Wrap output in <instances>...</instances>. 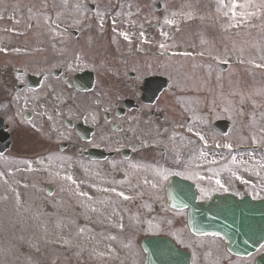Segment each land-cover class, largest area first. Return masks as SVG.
Masks as SVG:
<instances>
[{
  "label": "rangeland",
  "instance_id": "374dc122",
  "mask_svg": "<svg viewBox=\"0 0 264 264\" xmlns=\"http://www.w3.org/2000/svg\"><path fill=\"white\" fill-rule=\"evenodd\" d=\"M150 1L146 9H141L142 4L135 6V19L143 15L149 20L161 19L166 29L173 31L172 43L162 45V49L187 53L172 66L173 79L176 81L177 76L181 84L179 93L189 100L185 105L191 100L215 102L231 114L227 143L264 146V0ZM156 1L163 5L159 13L152 8ZM49 3L0 0V63L15 61L12 47L24 49L21 56L27 59L35 47L42 49L43 44H37L35 21ZM157 46L153 42V50ZM219 62L227 64L224 71L217 69ZM195 105L197 110L204 107L203 103ZM222 158L218 156L211 168L194 159L193 167L187 163L185 167L190 169L185 171L197 183L218 185L231 178L233 183H248L254 191L264 190V155L249 152L246 157L233 158L229 165L222 164ZM75 162L68 165L66 157L50 155L36 159L0 156V264H141L138 240L162 232H172L181 243L191 245L192 264H245L231 260L209 239L189 237L186 241L182 221L124 202L129 183H110L107 179L104 183H82L81 176L74 181L71 177L77 173L76 166L85 169L84 163ZM167 168L171 167L163 163L152 166L153 170ZM39 179L48 182L45 184L64 183L56 204L45 202L49 198L41 194L40 183H36ZM163 184L137 183L136 191L154 195ZM90 189H97L96 198ZM83 193H89L86 199ZM72 201L77 202V208ZM118 201L121 205L117 208ZM91 202L103 203L101 217L73 218ZM92 203L85 209L88 215L100 208ZM175 227L179 228L173 230Z\"/></svg>",
  "mask_w": 264,
  "mask_h": 264
},
{
  "label": "flooded vegetation",
  "instance_id": "af4514ba",
  "mask_svg": "<svg viewBox=\"0 0 264 264\" xmlns=\"http://www.w3.org/2000/svg\"><path fill=\"white\" fill-rule=\"evenodd\" d=\"M50 1L37 19L43 33L38 43L49 51L35 47L28 59L15 53V61L0 63V118L9 151L80 161L83 183L123 180L135 205L136 183H167L174 174L152 166H176L179 155L184 163L196 155L184 147L186 115L195 111L173 99L176 60L147 44L171 41L173 31L161 19H135V6L146 9L150 0ZM162 77L167 87L153 99L157 87L149 79ZM191 127L202 130L199 122ZM166 141L175 147H162ZM160 192L155 191L163 202ZM62 193L58 189L54 204ZM94 203L100 208L90 215L98 217L103 206ZM82 216L88 212L73 215Z\"/></svg>",
  "mask_w": 264,
  "mask_h": 264
},
{
  "label": "water",
  "instance_id": "95a60500",
  "mask_svg": "<svg viewBox=\"0 0 264 264\" xmlns=\"http://www.w3.org/2000/svg\"><path fill=\"white\" fill-rule=\"evenodd\" d=\"M177 186L183 189L182 198L172 201L176 207L188 208L187 223L195 234H216L227 242V249L234 254L253 253L264 240V201L252 202L248 198L241 201L231 196L216 197L205 205L194 202L192 187L186 183ZM178 187H175L176 189ZM178 188V189H179ZM173 189V190H174ZM169 196L172 195L168 191ZM142 247L146 252L144 264H189V254L176 248L166 237L147 238ZM257 264H264L258 260Z\"/></svg>",
  "mask_w": 264,
  "mask_h": 264
},
{
  "label": "snow or ice",
  "instance_id": "6c2138e0",
  "mask_svg": "<svg viewBox=\"0 0 264 264\" xmlns=\"http://www.w3.org/2000/svg\"><path fill=\"white\" fill-rule=\"evenodd\" d=\"M70 179V178H69Z\"/></svg>",
  "mask_w": 264,
  "mask_h": 264
}]
</instances>
